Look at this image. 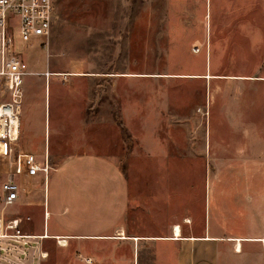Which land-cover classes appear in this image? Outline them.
<instances>
[{"label": "rangeland", "instance_id": "obj_1", "mask_svg": "<svg viewBox=\"0 0 264 264\" xmlns=\"http://www.w3.org/2000/svg\"><path fill=\"white\" fill-rule=\"evenodd\" d=\"M55 15L48 39L23 48L33 92L0 156V185L8 171L24 173V153L47 154L55 207L61 167L100 157L127 189L126 234L165 235L174 224L202 234L208 215L216 233H264V0H58ZM43 186L40 175L22 183L7 210L22 231L42 228ZM231 238L196 253L264 264L263 242L243 240L235 253ZM135 246L48 238L41 264H174V248L141 240L136 256Z\"/></svg>", "mask_w": 264, "mask_h": 264}, {"label": "crops", "instance_id": "obj_2", "mask_svg": "<svg viewBox=\"0 0 264 264\" xmlns=\"http://www.w3.org/2000/svg\"><path fill=\"white\" fill-rule=\"evenodd\" d=\"M30 82V80H25L24 77L22 84V100L24 97V92L25 94L27 93V95L28 93L31 95L33 92L32 88H29ZM24 86L27 88H24ZM41 91L42 94L39 93L42 95L41 109L45 112L47 92L49 96V82H46V85ZM69 159L71 161V158H68V160ZM89 159L96 161L92 162L87 159L85 160L84 157L80 156L74 158V161H76L75 163H69L65 167H61L59 171L63 170L62 172L64 176L61 177L62 182H60L58 186L55 187V198H53L55 207H51L50 204V198L48 194L49 182L47 186L45 185V187H41V190L45 188L46 210L48 212L47 219L44 220V218L41 216L42 228L38 233L31 231L25 232L31 234H41L46 232V234H48L50 237H46L45 239L54 238V236L57 235H65L61 239H74L82 243L88 241L106 242L109 240L127 242L128 240H132L137 246H135L136 256L139 248L138 242L141 240L152 241L156 245H164L170 249L174 248L176 250L174 264H210V251L205 252L203 250L202 253L199 254L196 253V251L198 252L200 250L196 247L205 245L209 247L211 246L212 242L227 240L226 238L228 237H240L242 239L241 250L242 243L245 240H247L245 242L264 243V241L248 240L249 237L264 238V233L250 236H226L221 233H216L213 227L209 226V223H212V218L209 217V215L206 217V227L204 228L202 234L181 235L182 238L174 239L171 233L172 227L170 233L165 235H158L155 233H142L138 235L128 233L126 234L127 227L125 224V207L128 205L127 189L123 184L116 182V180H118L116 177V169L109 165V162H105L100 157H92ZM87 165L94 166V168L91 169L95 172L93 173L95 176L91 175L90 170L88 167H86ZM64 171L66 172V175L64 174ZM110 174H113L116 184H111L113 179H109ZM34 178L36 177L28 178L25 175H22L19 179L20 186L22 187V183H27L29 185V182L33 181ZM87 203L89 206L85 205ZM40 204L42 206V202H40ZM86 208L91 210L94 209V214H92V212L86 213L84 211ZM81 213L86 214L88 217L79 221L78 216ZM38 217L40 219V215ZM55 217L60 220H56ZM37 220L38 219L36 218V221ZM80 224H85L88 226L91 225L93 228L90 230H88L89 228L82 230L79 227ZM48 228L49 230H52V234H49L50 231H48ZM122 233L126 236L125 239L121 238L123 235ZM134 237H138V239H133ZM190 237H193V239H190Z\"/></svg>", "mask_w": 264, "mask_h": 264}, {"label": "built area", "instance_id": "obj_3", "mask_svg": "<svg viewBox=\"0 0 264 264\" xmlns=\"http://www.w3.org/2000/svg\"><path fill=\"white\" fill-rule=\"evenodd\" d=\"M58 0H0V156L11 153V145L18 138L14 133L12 119L19 120L22 100V84L27 74V64L22 57L27 44H43L49 37L55 22V8ZM45 78L48 75L45 74ZM19 127V124H18ZM1 148V147H0ZM24 173L12 170L0 185V264H41L47 257L42 249V236L22 231L23 218L17 215L7 217L8 209L19 199V179L41 176L43 187L52 166L48 155L41 157L26 152L22 157ZM43 218L47 219L45 188ZM29 221L30 217H24ZM33 244V246L31 245Z\"/></svg>", "mask_w": 264, "mask_h": 264}, {"label": "bare ground", "instance_id": "obj_4", "mask_svg": "<svg viewBox=\"0 0 264 264\" xmlns=\"http://www.w3.org/2000/svg\"><path fill=\"white\" fill-rule=\"evenodd\" d=\"M214 75H211V74H206V75H204V77L205 78H211V77H213ZM13 121H12V123H14V127H13V130H14V133L12 134V131H11V136L13 135L14 137H16L17 136V131H18V124H19V120L17 121V119H15V118H13L12 119ZM0 149H3V146H2V143H0ZM188 220V219H187ZM172 237L174 238V239H180V238H182V234H181V228H180V226L179 225H177V224H174L173 226H172ZM123 234V233H122ZM43 238L45 237H50L48 234H45V235H43L42 236ZM63 236H59V235H57V236H54V238H59L60 239V242L62 243V245H65V242H66V240L65 239H61ZM121 238L122 239H125L126 238V236L123 234L122 236H121ZM207 238H209V237H207ZM133 239H138V237H134ZM190 239H193V237H190ZM245 239V238H244ZM234 240V249H235V251L236 252H240L241 251V238L240 237H238V238H235V239H233ZM248 240H258V241H264V238H248Z\"/></svg>", "mask_w": 264, "mask_h": 264}, {"label": "trees", "instance_id": "obj_5", "mask_svg": "<svg viewBox=\"0 0 264 264\" xmlns=\"http://www.w3.org/2000/svg\"><path fill=\"white\" fill-rule=\"evenodd\" d=\"M121 129H122V130H125V128H124L123 126L121 127ZM123 132H125V131H123Z\"/></svg>", "mask_w": 264, "mask_h": 264}]
</instances>
